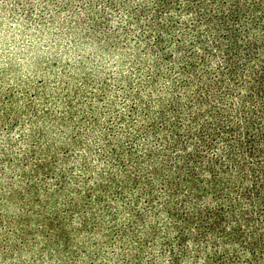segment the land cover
I'll use <instances>...</instances> for the list:
<instances>
[{"label":"rangeland","instance_id":"1","mask_svg":"<svg viewBox=\"0 0 264 264\" xmlns=\"http://www.w3.org/2000/svg\"><path fill=\"white\" fill-rule=\"evenodd\" d=\"M145 1L0 0V264H207L182 222L200 201L143 169L167 86L128 16Z\"/></svg>","mask_w":264,"mask_h":264},{"label":"trees","instance_id":"2","mask_svg":"<svg viewBox=\"0 0 264 264\" xmlns=\"http://www.w3.org/2000/svg\"><path fill=\"white\" fill-rule=\"evenodd\" d=\"M128 16L157 56L150 87L167 84L151 128L165 149L143 169L200 201L182 221L197 257L264 264V0H146Z\"/></svg>","mask_w":264,"mask_h":264}]
</instances>
